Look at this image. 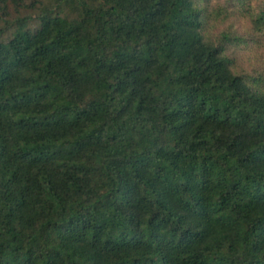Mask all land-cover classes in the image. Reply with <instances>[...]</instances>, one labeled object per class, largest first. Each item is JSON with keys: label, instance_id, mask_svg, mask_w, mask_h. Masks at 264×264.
I'll return each instance as SVG.
<instances>
[{"label": "trees", "instance_id": "trees-1", "mask_svg": "<svg viewBox=\"0 0 264 264\" xmlns=\"http://www.w3.org/2000/svg\"><path fill=\"white\" fill-rule=\"evenodd\" d=\"M231 19L264 42V0H0V264H264Z\"/></svg>", "mask_w": 264, "mask_h": 264}, {"label": "rangeland", "instance_id": "rangeland-1", "mask_svg": "<svg viewBox=\"0 0 264 264\" xmlns=\"http://www.w3.org/2000/svg\"><path fill=\"white\" fill-rule=\"evenodd\" d=\"M222 0H213V3ZM28 14L31 12L28 10ZM10 16L14 17L15 13L12 8L9 9ZM2 23L0 22V26ZM218 25V24H217ZM232 25V28L237 31L238 35L244 38L245 44L240 45L232 50L231 55L235 58L236 71L239 73L251 74L254 71H264V42L262 41L255 44L250 38V23L248 20L231 19L224 25L217 26L214 33L218 35L220 32L227 30L228 26Z\"/></svg>", "mask_w": 264, "mask_h": 264}]
</instances>
